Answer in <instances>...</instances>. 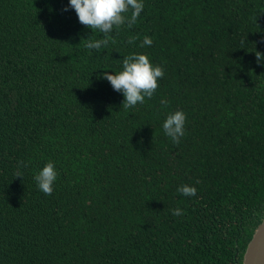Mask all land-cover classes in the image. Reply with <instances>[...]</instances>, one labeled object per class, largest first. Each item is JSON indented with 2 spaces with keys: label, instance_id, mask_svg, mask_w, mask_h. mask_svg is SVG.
<instances>
[{
  "label": "trees",
  "instance_id": "16d2710c",
  "mask_svg": "<svg viewBox=\"0 0 264 264\" xmlns=\"http://www.w3.org/2000/svg\"><path fill=\"white\" fill-rule=\"evenodd\" d=\"M143 3L90 50L102 34L69 0H0V264H243L264 220V0ZM132 53L165 75L124 109L102 73ZM48 161L51 195L34 179Z\"/></svg>",
  "mask_w": 264,
  "mask_h": 264
},
{
  "label": "clouds",
  "instance_id": "9594fccd",
  "mask_svg": "<svg viewBox=\"0 0 264 264\" xmlns=\"http://www.w3.org/2000/svg\"><path fill=\"white\" fill-rule=\"evenodd\" d=\"M73 9L78 17L79 23L102 34V38H90L85 47L90 50H100L106 48L114 29L119 30L122 26L128 28L137 22L144 9L143 0H69L68 7L63 11ZM137 37H130L129 44H134ZM151 37L145 36L141 47L151 46ZM257 64H264V52L255 51ZM121 69L110 74L108 71L102 73V78L107 80L113 90L122 93L124 100L122 108L128 109L142 104L145 98L151 99L159 88V81L164 77V68L159 64H154L150 57L144 53H132L124 56L121 60ZM167 100L162 99L161 104L166 105ZM186 114L183 110L177 109L170 112L163 123L164 133L173 143L179 144L180 138L185 133ZM21 166L24 165L20 161ZM16 177H22L17 173ZM37 188L45 195H51L54 191L53 185L57 179V170L54 162L48 161L41 170L35 174ZM178 191L184 196H195L197 189L190 185H181ZM174 215H181L180 209H175Z\"/></svg>",
  "mask_w": 264,
  "mask_h": 264
},
{
  "label": "water",
  "instance_id": "95a60500",
  "mask_svg": "<svg viewBox=\"0 0 264 264\" xmlns=\"http://www.w3.org/2000/svg\"><path fill=\"white\" fill-rule=\"evenodd\" d=\"M243 264H264V220L248 244Z\"/></svg>",
  "mask_w": 264,
  "mask_h": 264
}]
</instances>
